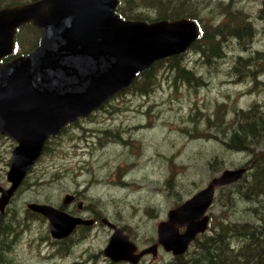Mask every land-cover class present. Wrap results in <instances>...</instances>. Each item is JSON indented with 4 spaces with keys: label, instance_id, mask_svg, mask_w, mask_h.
I'll list each match as a JSON object with an SVG mask.
<instances>
[{
    "label": "rangeland",
    "instance_id": "rangeland-1",
    "mask_svg": "<svg viewBox=\"0 0 264 264\" xmlns=\"http://www.w3.org/2000/svg\"><path fill=\"white\" fill-rule=\"evenodd\" d=\"M192 3L208 26L233 20L226 16L228 6L238 13V21L251 24L252 40L244 47L229 39L224 42L225 55L210 62L189 52L187 59L202 77L200 84L190 86L165 66L149 95L128 91L115 95L108 106L54 137L4 210L0 209V224L9 220L17 233L10 237L6 251L1 242L8 235H0V264H129L105 255L113 229L102 223L104 218L120 226L140 249L150 246L158 241V224L167 219L170 209L223 170L244 166L250 161L247 155L264 150V142L252 145L255 153L256 148L228 149L221 140L232 131L237 111L264 108V0ZM240 56L251 69L245 68L242 75L235 68ZM209 117L213 123L207 121ZM15 147L13 139L0 136V186L6 189L11 186L7 174ZM215 157L221 165L216 163L218 171L209 167ZM67 194L77 198L74 204H70L73 198L69 201V214L97 216L99 222L85 237L81 236L86 231L77 229L61 247L52 237L48 219L29 204L61 207ZM229 199L231 203L225 204ZM246 199L237 193V186H228L222 193L218 189L210 212L228 222L253 220L246 214ZM173 258L159 247L156 256L150 254L138 264H167Z\"/></svg>",
    "mask_w": 264,
    "mask_h": 264
},
{
    "label": "water",
    "instance_id": "water-1",
    "mask_svg": "<svg viewBox=\"0 0 264 264\" xmlns=\"http://www.w3.org/2000/svg\"><path fill=\"white\" fill-rule=\"evenodd\" d=\"M119 0H36L0 8V60L14 52L17 29L32 23L42 30L39 45L25 55L0 63V134L16 141L7 178L0 186V209L9 203L48 140L67 125L88 118L156 62L187 51L201 35L190 18L174 20L125 19ZM244 167L229 168L180 205L168 211L157 227V242L139 249L121 227L114 229L104 249L112 261L138 264L159 246L174 256L186 253L210 224L217 191L238 182ZM72 195L67 194L64 204ZM29 208L50 221L52 235H70L92 219L73 216L52 205Z\"/></svg>",
    "mask_w": 264,
    "mask_h": 264
},
{
    "label": "trees",
    "instance_id": "trees-1",
    "mask_svg": "<svg viewBox=\"0 0 264 264\" xmlns=\"http://www.w3.org/2000/svg\"><path fill=\"white\" fill-rule=\"evenodd\" d=\"M15 1L18 0H0V6L6 2L13 4ZM192 6V0H119L116 11L125 19L152 22L185 17L195 20L201 28L200 39L187 52L156 62L150 69L142 72L129 89L121 93L128 91L143 97L149 95L157 86L160 73L166 67L177 74L175 78L187 82L190 86L200 84L202 77L195 74L197 71L189 63L186 56L189 52L195 51L210 62L212 58L217 59L225 55V52L223 53L224 42L229 39H236L239 45L244 47L252 40L251 24L238 21V13L231 12L228 6L224 7L227 12L226 16L231 15L233 20L217 25L214 23L210 26L202 22V19L197 16ZM145 9H154V11H145ZM246 61L245 58L238 57L235 68L238 69L237 72L240 75L243 74L245 68L251 70ZM108 105L107 101L104 106ZM255 107L258 108V105ZM207 121L213 123L210 117ZM234 121L235 124L232 126V131L225 139H221L228 149L248 152L252 148H256L252 147V145L264 142V108L261 111H257L256 108L248 111L241 109L237 111ZM79 122L80 120L75 124L79 125ZM220 124L222 126V122L217 123L218 127H220ZM110 134L118 136L116 133ZM52 139L47 142L43 153L48 150L47 145ZM256 151L257 148L254 152L256 153ZM216 158L211 159L209 162V167L212 171L220 170V167L216 165V163H219V166H221L220 161ZM253 174L255 180H251L250 189L247 188L246 181L244 182L242 178L238 181L239 183L236 182L220 187L221 193L228 186H237V193L242 194L243 197H249L252 192L263 195L264 190L257 189L264 188V172L256 169ZM171 182L172 178L168 181L169 185L172 186ZM229 200H225V204L226 202L227 204L231 203V199ZM221 217L218 219L216 215L211 213L209 228L193 241L190 247L193 248L192 251L189 248L186 254L175 256L172 259L173 261L167 264H264V237L261 236L258 227H250L246 222H228L223 219V216ZM13 234L17 236V233L13 231V223L7 220L0 224V235H8L6 241L3 240L1 242L5 251L8 247H11L12 240L10 237Z\"/></svg>",
    "mask_w": 264,
    "mask_h": 264
},
{
    "label": "flooded vegetation",
    "instance_id": "flooded-vegetation-1",
    "mask_svg": "<svg viewBox=\"0 0 264 264\" xmlns=\"http://www.w3.org/2000/svg\"><path fill=\"white\" fill-rule=\"evenodd\" d=\"M34 1H36V0H18V1L13 2V4L11 2H6V3H3L0 6V8L7 7V6L25 4V3L34 2ZM41 34H42V30L32 23H26V24L20 26L17 29V32L15 34L13 54L3 56L0 60V63L8 62V61L14 59L15 57H18L20 55H25L28 52L32 51L34 48H36L39 45ZM21 47H22V49H21ZM24 47L26 48L25 50H24ZM68 127H69V125L66 126V128H68ZM66 128H64V130L62 132H60L59 134H62ZM0 136H5L6 138H10L9 136L3 135V134H0ZM257 152H259L258 155H247L248 159H250V161H247L244 166L243 165L241 166V167H244L246 169V173H245L243 179H245V181H246L245 184H246L248 189H250L251 180H255L254 174H253L254 171L257 169L261 172L262 171L264 172V150H262V151L259 150ZM257 190H264V188L257 189ZM72 198L73 199H72L70 204H74L76 202V199H77L76 195L73 196ZM246 200H247L246 201L247 205L249 203L248 209L246 210V214L248 215L249 218L253 219V220H250V219L246 220V223L250 227L257 226L259 231H260L261 236L264 237V194L258 195V194H255L254 192H252V194H250V196L247 197ZM68 203L64 204V201H63L62 206L56 207V208L69 213L67 211V207L69 206ZM45 205H49V204H45ZM80 206H82V205L80 204ZM34 212H37V211H34ZM37 213L46 217L44 214H42L40 212H37ZM73 216H76V215H73ZM77 217H82V218L87 219V220L92 219L93 223L91 225L79 224L78 226H76V228L73 230V232L66 237L56 238L52 235L53 238H55L56 240H59L57 242H58V244H61V247H63L64 243L69 242V236H72L77 231V229L82 227V231H86V233H83V236H81V237H85L87 235V233L91 230L92 226L97 225L99 222V219L97 216L96 217H89V218H85L83 216H77ZM104 219H107V218H104ZM104 219L102 220V223L109 226L111 229H113L110 225L105 223ZM48 221H49V219H48ZM118 227H120V226H118ZM113 233H114V229H113ZM66 253L69 254V245L66 248ZM146 256H148V255H146ZM146 256H144V257H146ZM119 262H125V263L132 264L129 261H119Z\"/></svg>",
    "mask_w": 264,
    "mask_h": 264
},
{
    "label": "bare ground",
    "instance_id": "bare-ground-1",
    "mask_svg": "<svg viewBox=\"0 0 264 264\" xmlns=\"http://www.w3.org/2000/svg\"><path fill=\"white\" fill-rule=\"evenodd\" d=\"M198 25H199V24H198ZM199 27H200V26H199ZM200 31H201V28H200ZM200 37H201V35H200ZM199 39H200V38H199ZM187 51H188V50H187ZM187 51H186V52H187Z\"/></svg>",
    "mask_w": 264,
    "mask_h": 264
}]
</instances>
